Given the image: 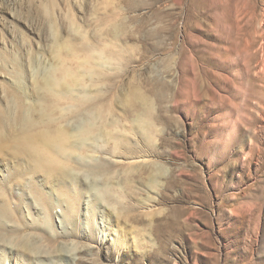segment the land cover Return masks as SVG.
Returning <instances> with one entry per match:
<instances>
[{"label": "rangeland", "instance_id": "374dc122", "mask_svg": "<svg viewBox=\"0 0 264 264\" xmlns=\"http://www.w3.org/2000/svg\"><path fill=\"white\" fill-rule=\"evenodd\" d=\"M112 43L116 67H80L83 44ZM63 44L77 49L79 60L60 58L81 91L96 92L49 128L96 124L100 111L128 129L139 93L154 107V145L128 134L138 152L125 155L74 139L55 178L5 150L0 264H264V0H0L1 131L25 112L44 127L30 80Z\"/></svg>", "mask_w": 264, "mask_h": 264}, {"label": "bare ground", "instance_id": "6f19581e", "mask_svg": "<svg viewBox=\"0 0 264 264\" xmlns=\"http://www.w3.org/2000/svg\"><path fill=\"white\" fill-rule=\"evenodd\" d=\"M76 50L77 49L70 44L59 45L56 60L57 64L45 70L38 79L32 77L30 80L31 85H39L38 88L45 99L42 100L38 106L40 108V116L45 118L43 122L44 127H38L36 122L31 119L30 115L25 112L24 114L20 113L16 115L10 120L8 129L11 132L6 133L0 130V155L7 150L6 153L13 157L23 159V161L29 165L27 167V172L29 173L43 174L47 178L68 175L66 170V155L74 150L77 144L72 142L74 139H79L83 143L101 140L102 144L106 146L109 152L128 155L136 151V149L130 146L129 140L126 138L127 135H142L146 150L153 148L154 142L152 143V147H149L148 143H151L153 135L156 134L154 107L147 98L139 93L134 95V98L139 104L137 105L138 109L132 111L130 114V126L128 129L120 130L117 125L116 127L113 126L114 123L106 121L100 111H95V113L90 114L97 125L84 121L72 130L62 126L49 128L48 123H52L51 115L55 111L60 110L65 103L71 105L70 109H72V105L79 107V109L75 111L76 117L87 110V108L92 107L91 101L94 99V93L91 92L94 91L92 88L93 86L90 85L81 91L82 89H80L79 83L82 77L66 67L60 58L62 57L61 51H64L68 57L78 59L79 56ZM81 50L84 56L82 61H80V67L90 68L89 70L93 69V64L98 66V68L102 66L103 69L104 67H114V60H118L121 57V53L113 43L107 46L104 45V47L98 51L92 49L87 44H83ZM82 79H84V77ZM73 92L78 93V96L74 95ZM94 92H96V90ZM151 168L156 171V174L150 175L149 184L151 183L154 185L156 184L157 178L161 176L162 167L161 165L159 166L152 163ZM14 176L21 178L20 174ZM97 194L98 193H96L95 196L97 198L100 197L99 194ZM42 200L45 206L50 205L47 199L42 198ZM7 208V205H4L3 208H0L1 212L5 211ZM42 219H44L45 226L49 227L47 216Z\"/></svg>", "mask_w": 264, "mask_h": 264}]
</instances>
